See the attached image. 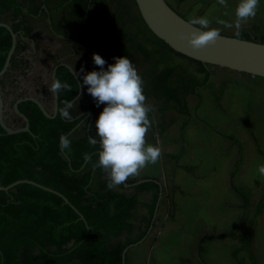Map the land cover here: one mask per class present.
<instances>
[{
    "label": "crops",
    "instance_id": "0c3cea01",
    "mask_svg": "<svg viewBox=\"0 0 264 264\" xmlns=\"http://www.w3.org/2000/svg\"><path fill=\"white\" fill-rule=\"evenodd\" d=\"M30 1L24 0L25 13L33 7ZM42 1L43 10L24 16V24L31 34L30 39L21 37L20 42L22 47L26 45L25 50L31 61L29 74L32 77L42 76L41 83L45 85L53 67L59 61H65L74 68L82 82L84 73L99 70L93 61V53L106 60L104 67L107 69L108 64L115 63L114 58L119 57L117 50L123 48L128 50L129 59L143 78L147 103L155 109L150 114L152 127L146 135V142L161 147L162 158L128 181L134 183L145 178L158 180L163 185V195L151 231L142 242L127 251L126 263L253 264L243 246V238L250 232L245 214L247 200L245 197L244 206L243 197L231 186V173L239 154V145L236 148V143L228 138L234 134L226 133L227 126L232 125L233 114L221 110L223 102L230 108L232 94L239 96V89L233 84L235 80L241 82L251 75L221 66L201 65L188 61L176 52L170 54L168 48L158 44L137 22L134 43L123 38L116 51L106 53L109 43L103 41L102 37H92L84 24L79 23L82 8L78 2L81 1ZM166 1L187 20L206 16L212 21V27L221 28V34L235 36L232 34L235 28H223L216 20L233 21L238 0H228L227 8L219 5L217 0ZM103 2L109 20L100 19L99 26L108 25L110 39H116L128 28L122 15L127 10L124 9L128 6L127 2H118L112 12L107 10L105 0ZM119 10L121 23L115 21L113 16ZM225 12L229 15L225 16ZM11 19L9 24H12ZM17 22L13 20V23ZM146 39L155 45L147 43ZM173 55L187 59V65L169 64ZM82 66L84 73L79 75ZM207 74L211 76L210 82L196 92H193L194 87L180 84L192 78L203 81ZM175 97L187 103L189 115L183 113V105H175L171 101ZM89 106L95 107L96 121L104 105L97 106L87 92V86H82L76 108ZM67 151L72 154L70 149ZM101 182H108L107 174L100 176L96 171L91 185L93 192L99 190ZM130 188L123 184L112 190L132 194ZM233 192L239 197L235 198ZM136 197L138 203L131 222L134 236L138 237L150 216L155 190L138 191ZM205 237L210 238L202 242ZM253 250L255 253L254 247ZM256 257L259 261V257Z\"/></svg>",
    "mask_w": 264,
    "mask_h": 264
},
{
    "label": "trees",
    "instance_id": "16d2710c",
    "mask_svg": "<svg viewBox=\"0 0 264 264\" xmlns=\"http://www.w3.org/2000/svg\"><path fill=\"white\" fill-rule=\"evenodd\" d=\"M132 1L145 25L140 26L141 29L148 32L158 44L176 52L149 29L136 0ZM94 2L91 9H88L87 4L83 6L78 2V6L82 8L79 23L84 24L92 37H102L103 41L109 43L106 53L116 51L123 36L113 41L110 39L109 26L101 27L98 23L102 18L109 20L105 4L101 0ZM30 4L33 7L28 8L25 13L24 0H0V22L8 23L11 17L10 26L19 34L10 67L0 80L7 77L11 70L24 68L28 64V60L22 55L26 45L22 47L20 43L21 37H30L31 34L24 24V16L43 10V1L31 0ZM120 4H125V0ZM13 20L18 22L13 23ZM236 37L264 43V37H256L243 30ZM146 42L155 45L151 40L146 39ZM12 45L11 33L0 26V71ZM117 53L119 57H130L128 50L123 48L117 50ZM176 53L201 65H210ZM210 78V74H207L203 81L192 78L180 84L194 87L193 92H196L199 87L207 85ZM12 79L11 84H14L17 79ZM57 79L71 85L70 91L62 90L58 96L57 117L49 119L35 103L25 102L19 105V109L29 118L31 132L10 135L0 125V186H8L22 179L32 180L61 193L70 204L56 193L26 183L16 185L9 191H0V264H122L124 250L148 234L159 197V185L154 181L144 182L131 187L133 193L130 194L117 193L107 187L108 182H101L99 190L92 191L94 173L98 171L100 176L106 174L95 166L99 144L93 146L88 142V118L75 130L83 118L74 121L71 119L82 111L95 112V107L76 108V102L69 110L70 118L62 117L60 110L65 107L66 102L69 103L77 96L79 85L65 67L58 69ZM171 101L175 105H183V113L190 114L186 102L178 97ZM62 134L71 139L69 149L72 154L60 147L59 138ZM91 136L99 140L93 126ZM251 137L264 159V149L257 135L251 132ZM228 138L239 145V154L231 173V186L243 197L245 206V195L235 185L236 173L243 161L242 144L234 135H229ZM85 154L91 159H85ZM145 190H155V198L144 229L135 237L131 220L138 203L136 193ZM263 202L264 192L257 202L249 235L243 238V246L253 264H260L253 250V226ZM209 238L205 237L202 242Z\"/></svg>",
    "mask_w": 264,
    "mask_h": 264
},
{
    "label": "clouds",
    "instance_id": "9594fccd",
    "mask_svg": "<svg viewBox=\"0 0 264 264\" xmlns=\"http://www.w3.org/2000/svg\"><path fill=\"white\" fill-rule=\"evenodd\" d=\"M224 8L228 0H217ZM260 6V0H238L234 11V20L227 21L217 18L216 23L223 28H235V35L240 36L243 26L254 19ZM229 15L228 12L224 13ZM195 27L191 32L178 33L181 40H187L188 46L199 50L213 46L221 38V28L212 27V21L206 16L193 17L189 21ZM93 61L99 70L84 73L83 66L78 74L82 76V86H87V92L97 106L104 105L95 121L96 136H89V144H99L96 165L108 177L107 187L113 189L135 178L149 165L156 164L162 158L163 149L146 142V135L152 127L150 114L154 107L147 103L144 94V81L133 62L127 56L115 57V63L108 64L99 54L93 53ZM81 86V87H82ZM49 92L59 96L62 90H71V85L54 79L49 86ZM71 103L66 102L61 114L70 118ZM60 147L67 150L71 147V139L62 134ZM85 159H91L85 154ZM260 171L264 173V167Z\"/></svg>",
    "mask_w": 264,
    "mask_h": 264
},
{
    "label": "water",
    "instance_id": "95a60500",
    "mask_svg": "<svg viewBox=\"0 0 264 264\" xmlns=\"http://www.w3.org/2000/svg\"><path fill=\"white\" fill-rule=\"evenodd\" d=\"M136 3L149 29L158 38L165 41L176 52L182 55H185L189 58L195 59L197 61L206 63V64L221 66V67L229 68V69L241 72V73H246L249 75L264 78V43H260L256 41H249L245 39H240L236 36H228V35L221 34V38L218 39L215 45L207 46L203 49L195 50V49H192L190 46H188L186 39L181 40L178 37V33L184 32L187 34L191 32L195 27H198V26L190 25L189 20H187L182 15H180L174 8H172V6L166 0H136ZM0 26L5 27L9 30L12 36V41H13V45H12L11 50L8 53L5 65L3 69L0 71V78H1L10 67L11 59H12V56L17 46L18 33L14 32L10 24L6 22H0ZM61 66L68 69L78 82L79 92L77 96L74 97L69 102L72 105H74L81 97L82 84L75 70L69 64L62 63L54 67L52 71V75H51V83L54 79H57V72ZM52 96H53V109L52 110H48L44 106L42 101H40L38 98L34 96L25 97V98H21L17 100V102L13 106V110H14V113L19 118L22 119L23 125L19 127H11L5 121V112L8 109V106L6 105L4 98H3V94L0 90V125L5 130V132L10 135L22 133V132H31L29 118L20 111L19 109L20 103L31 101L35 103L37 106H39V108L42 110V112L45 114L47 118L53 119L57 117L59 113V101H58V96H56L55 94H52ZM62 117L64 116L62 115ZM80 118H83V119L74 128V130L78 128L86 118H88L89 122L87 125V133H88V136H91L92 126L96 118L95 112L92 110L82 111L76 117L72 118L71 120L74 121ZM147 181L156 182L160 188L159 197H158L156 208H155L154 218L152 220V224L149 229V232H150L155 222L156 214H157V211H158L161 199H162V195H163L162 183L155 179L145 178V179L138 180L134 183H128L126 181L123 184L126 188H129V187H133V186L139 185ZM23 183L35 185L44 190L56 193L62 196L65 199V201L68 204H70L69 200L65 198L61 193L51 188H48L44 185H41L39 183H36L35 181L28 180V179L18 180L8 186H0V191H9L10 189L14 188L16 185L23 184ZM81 217L83 216L81 215ZM145 238L146 237H144L141 241H139L136 244L128 246L124 250L123 255H122V264H127L126 263L127 251L131 247H134L140 242H142Z\"/></svg>",
    "mask_w": 264,
    "mask_h": 264
},
{
    "label": "rangeland",
    "instance_id": "374dc122",
    "mask_svg": "<svg viewBox=\"0 0 264 264\" xmlns=\"http://www.w3.org/2000/svg\"><path fill=\"white\" fill-rule=\"evenodd\" d=\"M79 1H81L80 3L83 4V6L87 4L88 9H91L95 3V0ZM101 1L103 2V0ZM121 1L123 0H105L107 10L109 12H112L115 9L116 4ZM128 2L129 1H127L126 4L125 0V4L128 5L124 8H127L126 12L123 13L122 10V15L124 17L126 27L128 26V28L124 29L122 31V35L118 36V38H121L123 36V38H126L129 43H134L136 22L140 26L145 25L137 9H135L134 7L135 5L133 1H131L132 3ZM259 9H261V11L257 12L255 18L249 20L243 26L242 30L256 37H264V0H260ZM43 14H45L46 16V12H44ZM119 14L120 10L117 11L116 14H114L113 16L115 21L121 23ZM235 31V29L232 31L233 35H235ZM126 32L127 35H124L126 34ZM112 40H114L113 37ZM169 52L170 54L175 53L170 50ZM188 61L187 59L184 60L181 57H178L177 55H173L168 63H182V65H187ZM26 73H28V70L25 67L20 69H13L10 71L7 77L0 80V86L4 87L11 84V82L13 81L12 78L15 77H18L22 81H27V85H29V83L33 85L32 81L35 77H32L30 74L26 77ZM49 84L51 83L49 82ZM233 84L237 85V88L239 89V96H233L232 94L233 98L230 108H227L229 105H227L226 107L224 105L225 102H223L221 110L226 112V114H228L229 111H231V113L233 114L232 125L227 126L226 133L234 134L242 144L243 162L241 163V166L239 167L236 173L235 184L237 188L241 192H243L246 197L247 209L245 211V214L246 219H248V225H250L252 222L251 220H253L256 211L257 202L262 197V194L264 192V173L260 171L261 167H264V159L258 153L255 143L251 137V132H254L257 135L262 148L264 149V79L251 75L250 77H247L246 80H243L241 82L235 80ZM51 104V100L47 102V106L49 108H51ZM9 111L11 110L9 109ZM9 115L12 116L10 113ZM13 125L17 126L18 124L17 122H14ZM235 146L236 148H238L237 144H235ZM233 195L235 198L239 197L236 192H233ZM245 231L246 230L244 228L243 232ZM253 234V247L255 248V253L259 257V261L263 263L264 202L262 203L261 209L254 221Z\"/></svg>",
    "mask_w": 264,
    "mask_h": 264
},
{
    "label": "flooded vegetation",
    "instance_id": "af4514ba",
    "mask_svg": "<svg viewBox=\"0 0 264 264\" xmlns=\"http://www.w3.org/2000/svg\"><path fill=\"white\" fill-rule=\"evenodd\" d=\"M18 36H19V34H18ZM22 38H27V37H22ZM27 39H30V38L28 37ZM17 42H18V40H17ZM22 55L24 56L25 59L28 60V64L25 67L28 70V73H26V77H27V75H29L30 70H31V61L28 59V55H27L25 49L23 50ZM62 63L68 64L65 61H59L55 66H57L59 64H62ZM54 67H53V69H54ZM61 67H63V66H61ZM53 69H52V71H53ZM51 75H52V72H51ZM22 77H25V76H22ZM16 79L17 80L15 81L14 84H9V85L4 86V87L0 86V90H1V92L3 94L4 101H5L6 105L8 106V109L5 112V121L11 127H19V126L23 125L22 119L19 118L14 113V110H13L14 104L17 102V100H19L21 98L34 96V97L38 98L40 101H42V103L44 104V106L48 110H52L53 109V96H52V93H50L49 90H48L49 86H50L49 82L51 83V76H50V79L47 81L48 83L45 84V85H42V83H41L42 76H39V77L37 76L36 78H34L33 81H32L33 85H31V84L27 85V81H22L18 77ZM81 84H82V82H81ZM50 100H51V103H52L51 104L52 105L51 108H49L47 106V102L50 101ZM26 102H31V101H26ZM23 103H25V102H23ZM9 109L11 111H9ZM9 113L12 116H10ZM14 122L15 123L17 122L18 125L17 126L13 125Z\"/></svg>",
    "mask_w": 264,
    "mask_h": 264
}]
</instances>
